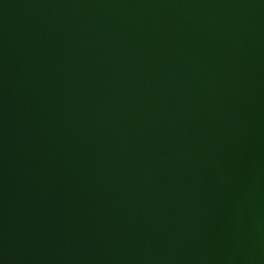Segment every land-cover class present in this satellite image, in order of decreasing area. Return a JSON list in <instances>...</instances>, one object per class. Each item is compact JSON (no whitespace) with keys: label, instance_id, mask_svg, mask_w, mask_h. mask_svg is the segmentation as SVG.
Segmentation results:
<instances>
[{"label":"water","instance_id":"1","mask_svg":"<svg viewBox=\"0 0 264 264\" xmlns=\"http://www.w3.org/2000/svg\"><path fill=\"white\" fill-rule=\"evenodd\" d=\"M0 264H264V0H0Z\"/></svg>","mask_w":264,"mask_h":264}]
</instances>
